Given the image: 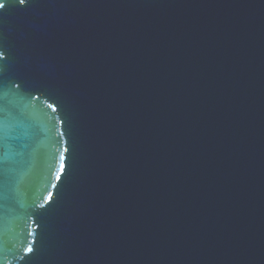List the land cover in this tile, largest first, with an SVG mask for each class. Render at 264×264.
I'll list each match as a JSON object with an SVG mask.
<instances>
[{"label": "water", "instance_id": "water-1", "mask_svg": "<svg viewBox=\"0 0 264 264\" xmlns=\"http://www.w3.org/2000/svg\"><path fill=\"white\" fill-rule=\"evenodd\" d=\"M0 51V264H264V0H6Z\"/></svg>", "mask_w": 264, "mask_h": 264}, {"label": "snow or ice", "instance_id": "snow-or-ice-1", "mask_svg": "<svg viewBox=\"0 0 264 264\" xmlns=\"http://www.w3.org/2000/svg\"><path fill=\"white\" fill-rule=\"evenodd\" d=\"M15 2L18 5L24 6L29 2V0H15ZM5 7H6V0H0V10H3ZM3 56L4 53L0 51V59H2ZM17 87H19V85H17ZM48 107H53V105L49 104ZM10 129H11L10 121L6 116V114L4 113L3 107L0 106V146H2L8 139H10ZM63 160L64 157L63 155H61V165H60L61 172H63L64 170ZM59 178L60 177L58 175L57 179ZM27 251L31 252L32 248L29 247Z\"/></svg>", "mask_w": 264, "mask_h": 264}]
</instances>
